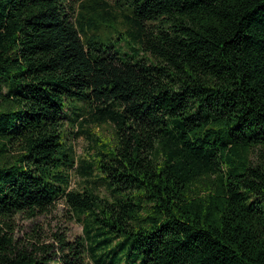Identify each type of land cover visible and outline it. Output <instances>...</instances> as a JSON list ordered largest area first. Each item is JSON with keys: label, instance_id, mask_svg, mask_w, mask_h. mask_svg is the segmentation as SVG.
<instances>
[{"label": "trees", "instance_id": "1", "mask_svg": "<svg viewBox=\"0 0 264 264\" xmlns=\"http://www.w3.org/2000/svg\"><path fill=\"white\" fill-rule=\"evenodd\" d=\"M59 201L84 236L20 247ZM0 264H264V0H0Z\"/></svg>", "mask_w": 264, "mask_h": 264}, {"label": "rangeland", "instance_id": "2", "mask_svg": "<svg viewBox=\"0 0 264 264\" xmlns=\"http://www.w3.org/2000/svg\"><path fill=\"white\" fill-rule=\"evenodd\" d=\"M122 26L121 30L124 31ZM85 122L83 125H77L75 132L84 129V132L73 139L76 154L79 159L91 160L96 156L98 149L96 138L100 142L114 143V127L109 123L98 124L92 120L90 114L84 116ZM72 130V127L69 126ZM93 135V138L92 136ZM71 173V189L84 191L87 187L94 188L101 196L108 195L105 184L99 180L98 172L92 180H86L76 169H72ZM83 218H79L75 212L67 207L62 201L56 203L48 212L39 214L38 216L28 219L21 215L15 216L11 222L13 225V234L19 242L20 247L27 246L32 250L34 245H54L57 249V235L63 236L67 241L75 242L84 236V222ZM10 230V229H8ZM87 261H92V258L87 256Z\"/></svg>", "mask_w": 264, "mask_h": 264}]
</instances>
